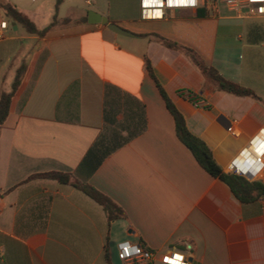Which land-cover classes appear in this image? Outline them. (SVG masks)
Segmentation results:
<instances>
[{
    "label": "crops",
    "instance_id": "0c3cea01",
    "mask_svg": "<svg viewBox=\"0 0 264 264\" xmlns=\"http://www.w3.org/2000/svg\"><path fill=\"white\" fill-rule=\"evenodd\" d=\"M5 1L40 29L53 21L56 0ZM200 8L208 15L180 9L153 20L143 19L140 0H64L60 23L39 37L13 26L0 6V22L8 23L0 33V96L8 92V70L13 84L26 65L0 128V264H122L123 242L155 252L150 264H166L171 252L189 264H264V197L241 202L200 166L178 138L175 119L146 69L148 59L190 132L230 174V162L264 130V17L248 7L233 9L226 0H204ZM90 10L136 36L90 24ZM141 34L192 49L262 100L218 91L186 54ZM74 84L77 90L69 92ZM109 86L138 99L147 117L146 131L87 181L124 210L126 217L113 222L72 184L31 178L76 173L105 127ZM257 181L264 185V174Z\"/></svg>",
    "mask_w": 264,
    "mask_h": 264
},
{
    "label": "trees",
    "instance_id": "16d2710c",
    "mask_svg": "<svg viewBox=\"0 0 264 264\" xmlns=\"http://www.w3.org/2000/svg\"><path fill=\"white\" fill-rule=\"evenodd\" d=\"M63 1L64 0H56L53 21L44 29H40L26 14L21 12L16 5L1 0L0 6L8 19L21 25L29 34L45 37L60 23L59 8ZM194 10L197 17L202 18L208 15L205 8H197ZM86 20H88L87 17L85 18V21ZM139 36L147 38L153 37L164 46L186 54L195 66L199 68L206 83L213 85L218 91L237 97H248L254 100H262L252 89L226 79L213 66L207 65L192 49L160 35L141 34ZM146 69L150 77L154 80L168 110L175 119L178 138L191 150L200 166L213 177L219 178L227 183L233 194L241 202L251 203L264 197V185L261 182L249 181L242 176L226 174L223 172L207 144L188 129L185 117L172 102L167 92L158 81L154 69L148 59L146 60ZM25 71L26 65L23 64L17 70L16 77L12 84V90L10 92H3L0 96V128L3 126L11 112L14 97L21 87ZM77 86V84H74L69 92L77 90ZM119 116H122V118L119 119ZM104 118L105 127L101 135L89 149L75 174L47 172L35 174L31 178H47L56 180L61 184H72L75 188L83 191L86 195L100 204L103 207L109 222H113L126 217L124 210L110 197L88 184L87 181L109 156L146 131L147 117L145 107L138 99L125 95L119 89L109 86L106 91ZM74 176L77 177L78 180L72 183L71 179Z\"/></svg>",
    "mask_w": 264,
    "mask_h": 264
},
{
    "label": "built area",
    "instance_id": "2783aa9c",
    "mask_svg": "<svg viewBox=\"0 0 264 264\" xmlns=\"http://www.w3.org/2000/svg\"><path fill=\"white\" fill-rule=\"evenodd\" d=\"M204 0H195L190 3L188 0H140V7L143 19H161L170 10L197 9L202 6ZM226 4L236 10L245 7L251 9L254 16L264 17V0H226ZM8 28L7 22H0L1 31ZM200 99L195 100L200 105ZM229 131L236 137L240 132L231 126ZM262 148V154L257 149ZM230 174L242 176L249 181H257L264 174V130L261 137L253 142L241 155L233 159L227 167ZM119 259L122 264H150L156 259V253L147 249L140 243L123 242L119 245ZM166 264H189L185 256L179 252H171L164 256Z\"/></svg>",
    "mask_w": 264,
    "mask_h": 264
},
{
    "label": "water",
    "instance_id": "95a60500",
    "mask_svg": "<svg viewBox=\"0 0 264 264\" xmlns=\"http://www.w3.org/2000/svg\"><path fill=\"white\" fill-rule=\"evenodd\" d=\"M88 21L90 24H102L108 27L109 30H111L114 33H117L122 36H127V37H135L136 35L133 34L132 32L125 30L121 26L115 23H110L109 19L97 12L90 11L88 14ZM13 26H16V23L14 22L12 24Z\"/></svg>",
    "mask_w": 264,
    "mask_h": 264
},
{
    "label": "rangeland",
    "instance_id": "374dc122",
    "mask_svg": "<svg viewBox=\"0 0 264 264\" xmlns=\"http://www.w3.org/2000/svg\"><path fill=\"white\" fill-rule=\"evenodd\" d=\"M207 2H211L212 0H206ZM86 9H88V7H86ZM90 11H93L95 12L94 10H90ZM12 73H13V69H9L8 70V82L6 83V90L5 91H8L10 92L12 90V81H11V78H12Z\"/></svg>",
    "mask_w": 264,
    "mask_h": 264
},
{
    "label": "bare ground",
    "instance_id": "6f19581e",
    "mask_svg": "<svg viewBox=\"0 0 264 264\" xmlns=\"http://www.w3.org/2000/svg\"><path fill=\"white\" fill-rule=\"evenodd\" d=\"M257 152H258L259 154H262V148H261V149H257Z\"/></svg>",
    "mask_w": 264,
    "mask_h": 264
},
{
    "label": "snow or ice",
    "instance_id": "6c2138e0",
    "mask_svg": "<svg viewBox=\"0 0 264 264\" xmlns=\"http://www.w3.org/2000/svg\"><path fill=\"white\" fill-rule=\"evenodd\" d=\"M170 2H171V0H170ZM188 2L195 3V0H188Z\"/></svg>",
    "mask_w": 264,
    "mask_h": 264
}]
</instances>
